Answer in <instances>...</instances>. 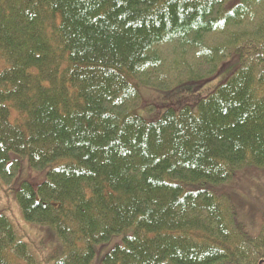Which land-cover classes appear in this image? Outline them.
I'll return each mask as SVG.
<instances>
[{"label":"trees","instance_id":"1","mask_svg":"<svg viewBox=\"0 0 264 264\" xmlns=\"http://www.w3.org/2000/svg\"><path fill=\"white\" fill-rule=\"evenodd\" d=\"M219 77L136 113L133 81ZM24 156L46 175L17 202L57 244L36 256L0 212V264H92L115 240L96 264H264V206L251 224L238 190L264 180V0H0L3 181Z\"/></svg>","mask_w":264,"mask_h":264},{"label":"rangeland","instance_id":"2","mask_svg":"<svg viewBox=\"0 0 264 264\" xmlns=\"http://www.w3.org/2000/svg\"><path fill=\"white\" fill-rule=\"evenodd\" d=\"M221 79L219 77L198 91H195L193 87H186L167 94L146 88L140 83L133 81L142 95V104L136 109V113L149 121H153L160 118L169 107H174L178 110L184 105H194L201 97H204L213 90L217 82L219 83ZM149 105L155 106V109H152V111L148 110ZM45 175L46 170H35L30 167L28 157L24 156L22 158L21 172L10 184L0 178V212H5L18 232L25 236L30 246L39 251V253H36L38 257H41L42 253L51 251L54 244L56 246L57 240L55 243V240L50 239L48 234L52 231L50 228L42 227L25 220L17 202L16 189L19 183L25 179L33 178L42 180ZM236 185H240V183ZM238 190L245 195L246 207L250 212L251 224H255L261 217V210L255 209V207L258 208L259 204L264 206V180L257 179L253 181L250 179L241 185V187H238ZM246 216L248 215L246 214ZM41 242L45 243L43 247ZM115 242L116 240L109 242L104 247H100L97 257L92 264H96L114 246ZM52 264L54 263L52 262Z\"/></svg>","mask_w":264,"mask_h":264}]
</instances>
